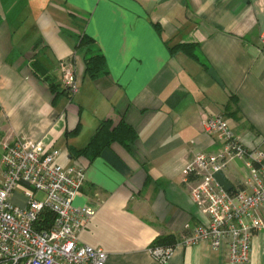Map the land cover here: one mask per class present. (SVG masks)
Wrapping results in <instances>:
<instances>
[{
    "label": "crops",
    "instance_id": "crops-1",
    "mask_svg": "<svg viewBox=\"0 0 264 264\" xmlns=\"http://www.w3.org/2000/svg\"><path fill=\"white\" fill-rule=\"evenodd\" d=\"M84 32L106 58L108 74L97 79L72 35ZM263 32L264 0H0V180L4 141L43 140L62 165L85 166L73 204L97 213L79 239L105 249L106 264H231L208 242L177 243L165 262L151 249L205 220L183 180L195 153L221 147L203 132L204 115L224 114L245 144L264 149ZM181 43H198L207 66L170 49ZM36 60L60 91L63 63L71 65L78 91L56 97L34 74ZM121 115L138 133L133 151L114 143L92 160L72 156L101 120ZM248 173L243 162L226 170L233 185ZM249 264H264L263 231Z\"/></svg>",
    "mask_w": 264,
    "mask_h": 264
},
{
    "label": "built area",
    "instance_id": "built-area-1",
    "mask_svg": "<svg viewBox=\"0 0 264 264\" xmlns=\"http://www.w3.org/2000/svg\"><path fill=\"white\" fill-rule=\"evenodd\" d=\"M260 39L264 51V32ZM63 69V86L75 94L79 88L76 74L69 64L63 63ZM202 128L216 137L221 147L214 152L199 151L187 164L183 180L205 220L196 226L186 223L178 243L208 242L213 249L226 248L231 264H249L253 237L264 232V149L245 144L224 114L204 115ZM2 149L0 264H106L105 249L79 239L80 231L97 213L94 204H73L85 182V166H64L58 149L49 150L43 140L24 136L4 141ZM236 162L245 164L248 177L227 191L215 173L226 174ZM19 187L24 205L13 201ZM38 192L45 197L38 198ZM46 209L55 214V220L51 227L40 229V217ZM172 249L158 245L151 250L165 262Z\"/></svg>",
    "mask_w": 264,
    "mask_h": 264
},
{
    "label": "trees",
    "instance_id": "trees-1",
    "mask_svg": "<svg viewBox=\"0 0 264 264\" xmlns=\"http://www.w3.org/2000/svg\"><path fill=\"white\" fill-rule=\"evenodd\" d=\"M157 28L160 29V25L156 24ZM78 47L85 48L86 50V73L92 78L97 79L104 74H108V66L106 58L101 50L96 45L95 41L87 34H72ZM172 51H182L185 54L200 61L203 65L207 66L206 61L201 56L200 45L198 43H181L170 48ZM34 74L38 77L46 80L52 92L56 97L61 93L65 92L71 96L68 89L64 88L62 91L59 90V84L56 83L55 77L48 74L45 66L38 60L33 63ZM81 125L79 124L73 131L76 134L80 131ZM138 138L136 129L126 121L124 115H121L118 119L108 117L100 121L95 133L91 136L87 145L81 149L71 148L70 151L74 157H85L86 159L92 160L96 156L102 154L105 148H110L114 143H119L129 151H133L135 142ZM194 177L191 175V179ZM55 220V214L46 209L39 221L38 227L49 228L52 226ZM179 239L174 235H162L156 239L153 246H172L174 247L178 243Z\"/></svg>",
    "mask_w": 264,
    "mask_h": 264
},
{
    "label": "water",
    "instance_id": "water-1",
    "mask_svg": "<svg viewBox=\"0 0 264 264\" xmlns=\"http://www.w3.org/2000/svg\"><path fill=\"white\" fill-rule=\"evenodd\" d=\"M215 178L218 182L227 190H231L233 188V183L228 179L227 175L222 172L218 171L215 173Z\"/></svg>",
    "mask_w": 264,
    "mask_h": 264
},
{
    "label": "rangeland",
    "instance_id": "rangeland-1",
    "mask_svg": "<svg viewBox=\"0 0 264 264\" xmlns=\"http://www.w3.org/2000/svg\"><path fill=\"white\" fill-rule=\"evenodd\" d=\"M21 190H22V187H19V189L16 192H18V194H22ZM37 196L40 199H43L45 197L43 192H38L37 193ZM18 201H19V204H21V205H24L25 204L24 197H21V198L19 197V200Z\"/></svg>",
    "mask_w": 264,
    "mask_h": 264
}]
</instances>
